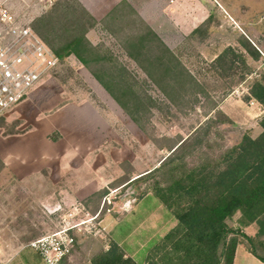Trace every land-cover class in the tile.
<instances>
[{"label": "rangeland", "instance_id": "1", "mask_svg": "<svg viewBox=\"0 0 264 264\" xmlns=\"http://www.w3.org/2000/svg\"><path fill=\"white\" fill-rule=\"evenodd\" d=\"M7 4L18 23L30 25L55 50L61 51L73 38L87 39L91 31L95 37L93 43L87 39L90 46L82 53L85 64L70 54L76 59L69 55L62 58L60 65L43 76L37 84L36 106L23 105L19 111L18 104L0 118V217H5L11 226L0 231V256L11 258L22 251L39 258L26 244L56 230L70 211L75 214L73 221L96 214V222L108 215L124 218L123 225L115 220L112 229L126 228L133 218L125 217L131 201L138 194L152 192L155 184L167 182L170 159L191 168L219 159L243 134L256 135L255 118L246 113V106H251V84L264 74V0H215L216 11L209 19L171 50L193 77L183 88L176 83L184 81L179 76L180 64L168 61L162 47L146 35L147 30L125 5L96 24L75 0H7ZM140 36L145 37L142 65L159 70L158 83L126 54L136 49L130 44H138ZM247 47L256 50L259 57L254 59ZM226 49L229 50L218 57ZM214 54L217 56L211 59ZM159 56H164V64L171 67L169 73L162 75L165 66L155 59ZM79 63L87 69H79ZM91 71L127 103L137 123L104 88L95 85ZM123 89L128 91L123 93ZM70 100H90L98 106L110 122L103 123L102 135L100 130L91 129L74 137L64 136L63 130L51 128L46 134L37 131L30 136L38 141L31 149L27 143H19V135L31 130L36 116L48 120L46 116L51 111ZM71 141L104 145V150L74 151V159L97 158L98 163L104 160L103 166L71 168L83 169L84 177L100 170L105 180L103 187L84 198H19V192L26 190L46 194L51 179L57 180V187L63 186L64 167L57 166V162L70 153ZM1 154L12 161L30 158L52 160L55 164L29 168L32 172L23 186L19 167H5ZM147 169L151 172L124 183ZM124 202L129 204L125 206ZM57 205L60 208L51 213ZM104 223H96L100 229L97 233H79L76 244L80 242L84 248L75 244L69 256L84 261L92 253L105 250L103 244L110 240ZM83 249L87 252L82 253Z\"/></svg>", "mask_w": 264, "mask_h": 264}, {"label": "trees", "instance_id": "2", "mask_svg": "<svg viewBox=\"0 0 264 264\" xmlns=\"http://www.w3.org/2000/svg\"><path fill=\"white\" fill-rule=\"evenodd\" d=\"M75 1L95 23L85 8L77 0ZM135 16L147 30L146 35L152 36L162 47L168 61L174 60L179 65L178 59L157 34L137 15ZM37 34L61 61L62 58L74 54L85 64L82 53L90 46L85 37L73 38L61 51H58L38 32ZM144 42L145 37L140 36L138 44H130L136 49L127 50L126 54L139 64L150 80L158 83L159 70L142 65V61L145 60L142 52ZM246 49L254 59L259 57L256 50L248 47ZM228 50H224L218 57L223 56ZM163 57L155 58L165 66L162 75L171 71V67L164 64ZM179 66V76L184 81L176 83L178 87L183 88L185 82L193 81V77L183 65ZM91 74L137 123L138 119L127 103L121 100L98 74L92 71ZM160 89L165 92V88L160 87ZM127 91L123 89V93ZM249 93L264 108V74L251 84ZM258 124L261 127L258 135L252 137L243 134L240 141L226 149L217 160L205 161L191 168H186L184 163L176 164L172 159L169 160L171 163L169 179L165 184H155L152 192L170 210L176 225L153 247L145 264H233L236 246L242 240L246 241L255 256L264 261L262 256L264 254V115ZM236 212L240 213L239 218L234 226H230L227 221L232 219ZM250 223L257 225L254 236H249L242 230ZM91 263L134 264V261L129 256H125L116 242L111 241L107 249L91 257Z\"/></svg>", "mask_w": 264, "mask_h": 264}, {"label": "crops", "instance_id": "3", "mask_svg": "<svg viewBox=\"0 0 264 264\" xmlns=\"http://www.w3.org/2000/svg\"><path fill=\"white\" fill-rule=\"evenodd\" d=\"M83 8L93 17L96 24L102 23L110 14L115 11L120 5H125L132 10L133 14L137 15L146 25H148L157 36L164 42V44L170 49L174 50L180 42L187 36L193 35L196 28L200 27L210 17L211 12H215V0H77ZM87 39L93 43L95 32L91 31L87 34ZM217 55L214 54L211 59H215ZM70 58H75L74 55H69ZM80 64V65H79ZM78 68H85L82 63H79ZM87 69V68H85ZM95 85L103 86L92 77ZM38 86L33 88L27 98L18 105L19 111L23 105L36 106L38 100ZM259 103V102H258ZM246 113H249L255 118L254 133L258 135L261 131V127L258 122L264 115V108L259 103L253 106H246ZM43 118L41 115L34 118L31 130L25 135H19V143H27L29 148L35 146L37 140L32 137L33 133L46 132L51 129L63 130L64 136H76L81 135L84 132H88L91 129L100 130L102 135L103 123L109 125L102 111L98 108L93 101L85 100L78 102L76 100H70L63 105L57 106L51 113ZM109 119V118H108ZM255 135V136H256ZM253 136V137H255ZM74 139V138H73ZM38 142V141H37ZM72 141L70 142V144ZM102 143H77L73 142L63 160L57 162V166H63V186L57 187L55 179H51L49 182L48 190L46 194L40 195L39 192L26 190L19 192V198H84L91 193H94L101 189L105 184V180L101 175V171L96 169L90 171L89 177L83 176V169L73 170V167H90V166H103L104 160L98 163V159L95 158H78L74 159L76 154L74 151H87V150H104ZM3 154H1L2 156ZM4 156V155H3ZM1 157L5 167H19V174H22L21 184L24 186L29 178L32 170L31 167L48 166L51 167L55 163L52 160H39V159H19V161H12L8 158ZM150 169L141 170L139 173L131 176L130 179H126L125 182H130L148 174ZM123 184V183H121ZM58 188V189H57ZM60 188V189H59ZM135 197L134 202L131 201L127 208V214L125 217H133L128 223L127 227L119 228L116 231L112 229L116 223L121 222L123 225V219L116 218L111 215L109 218L105 216L101 219L100 223L103 224V229L109 236V242L103 244L104 249H107L111 241L116 242L125 256H129L134 261V264H145L153 247L161 240V238L176 225V220L170 210L164 206V204L153 194L148 191L142 194H138ZM125 203V202H124ZM2 215V214H1ZM240 213L236 212L232 219L228 220L230 226L236 224V220L239 218ZM127 217V219H128ZM5 217H0V231L11 229L10 224L5 220ZM22 219H19V222ZM126 220V218H125ZM234 220V223L229 222ZM118 225V224H117ZM119 224L118 226H120ZM243 232L249 236H254L257 231L256 223H250L243 227ZM80 242H77V244ZM3 244V243H2ZM76 244V246H77ZM4 246V244H3ZM79 248H84V245L78 244ZM97 247V250L100 249ZM75 248V247H74ZM35 252V251H34ZM87 250L83 249L82 253H86ZM90 255L88 259L84 261L76 259L71 255L63 260L59 264H92ZM36 255H38L36 253ZM39 256V255H38ZM264 256V254L262 255ZM82 258V257H81ZM84 258V257H83ZM0 264H41L40 257L35 258L29 253L22 254V251H18L15 255L9 257L0 256ZM233 264H264V261L255 256L249 249L245 240L240 241L235 249V255Z\"/></svg>", "mask_w": 264, "mask_h": 264}, {"label": "built area", "instance_id": "4", "mask_svg": "<svg viewBox=\"0 0 264 264\" xmlns=\"http://www.w3.org/2000/svg\"><path fill=\"white\" fill-rule=\"evenodd\" d=\"M60 63L59 56L30 25L16 21L7 0H0V118L23 102L43 76ZM248 102L251 106L259 104L253 97ZM59 208L57 205L50 211ZM74 215L73 211L64 214L56 230L28 241L26 247L39 255L41 264H59L73 251L79 233L100 230L96 228L100 223L95 221L97 214L78 221H73Z\"/></svg>", "mask_w": 264, "mask_h": 264}, {"label": "water", "instance_id": "5", "mask_svg": "<svg viewBox=\"0 0 264 264\" xmlns=\"http://www.w3.org/2000/svg\"><path fill=\"white\" fill-rule=\"evenodd\" d=\"M129 204V202H125V206H127Z\"/></svg>", "mask_w": 264, "mask_h": 264}]
</instances>
